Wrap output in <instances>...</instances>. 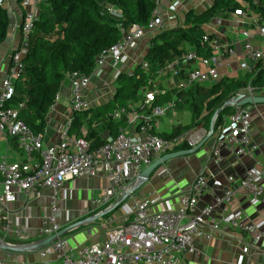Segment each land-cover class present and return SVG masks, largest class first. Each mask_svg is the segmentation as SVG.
Masks as SVG:
<instances>
[{
	"label": "built area",
	"instance_id": "2783aa9c",
	"mask_svg": "<svg viewBox=\"0 0 264 264\" xmlns=\"http://www.w3.org/2000/svg\"><path fill=\"white\" fill-rule=\"evenodd\" d=\"M17 1L24 9L23 18L16 25L20 30L21 39L19 46L11 54L10 64L0 88V136L14 140L26 159L11 161L7 157L0 158V184L3 187L0 193L2 215L0 222L4 230L13 229L17 236L25 234L19 217L14 222L9 219V204L16 200L15 188L25 193L34 190L40 196V188L48 187L52 190L51 201L45 208V225L40 229V235L44 239L57 234L62 229L59 220L61 216L59 191L63 185L66 181L83 175L95 177L104 169L110 183L103 194L93 198L92 202L96 206H101L118 196L117 204L122 203L126 211L125 221L109 227L105 241L84 245L79 249L73 248L65 235L57 236L50 244L39 249L43 258L55 254L62 264H183L179 253H195L196 238L210 239L213 236L212 232L205 230L209 221H212L213 231H219L222 225L243 230L252 237L253 244L264 249V217L252 219L242 208L226 211L220 219L214 216L215 207L229 205L237 191L246 194L252 207L257 209L264 206V165L248 169L239 179L233 174L228 175V186L215 175H211L210 178L206 172H202L188 189L182 191L180 204L176 209L159 206L150 212L151 207L163 200L159 195L137 202L133 207L123 203L125 200L123 196L131 188L129 182L135 180L143 169L151 165L156 156L177 151L178 146L183 143H186L189 149L193 148L208 134L209 129L204 126L168 138L156 132L159 120L169 111L176 113L177 103L182 101L180 96H175L163 103H156L160 94L172 89L189 91L197 85L217 82L221 78L220 68L232 67L235 59L240 60L243 66L256 75L258 71L254 65L264 66L263 17L254 15L249 5L233 11V14L240 17L242 23L246 25L240 31L244 38L242 49L245 58L238 57L237 42L221 39L215 35L216 30H212L207 23L203 36L204 51L193 47L187 48L153 71L151 63L145 59L150 39L165 30L167 19L177 17L176 4L179 1L168 5L167 11L163 12L160 9L163 0H154L156 7L147 24H131L123 31V36L117 42L104 47L97 55L95 67L90 74L79 71L67 74V78L70 79V105L74 111L91 108V100L85 95L84 89L88 87L92 76L101 71L106 63L111 62L118 68L121 65L119 69L116 68L117 79L132 65L136 55L142 57L138 66L140 65L145 72L152 75H169L168 90H155L154 81L148 78L146 84L138 91L140 102L129 99L126 105L117 106L108 114L116 121L125 119L128 125L136 128L134 133L121 129L117 135H108L103 144L94 147L85 136L70 132L73 119L69 118L60 129L58 143L45 146L43 133L35 132L20 115L25 103L20 101L13 104L17 96L16 82L24 69V57L28 53L30 37L35 22L39 19L43 0ZM6 3L7 0H0L1 5ZM110 11L113 12L111 9ZM251 26L256 27L257 32H253ZM145 38L149 39L147 49L139 51L141 41ZM255 38H260V45L254 42ZM206 51L209 54H206ZM256 88L259 91L264 89V86L254 87L251 84L247 86L251 93ZM241 93L248 95L245 91L237 92L235 95ZM59 99L60 94L57 93L55 101ZM233 107L234 111L228 116V122L218 129L217 119L215 120L213 135L216 134L217 144L222 148L240 156L254 157L257 145L252 139L251 107L250 105ZM211 156L216 161L222 158L220 150L216 148L211 152ZM211 185L220 187L222 192L214 195V203L199 207L205 193L211 190ZM113 206L114 204L109 205L100 213ZM2 249L0 243V251ZM249 250L250 244L245 243L243 251L247 253ZM0 264L6 263L0 258Z\"/></svg>",
	"mask_w": 264,
	"mask_h": 264
},
{
	"label": "crops",
	"instance_id": "0c3cea01",
	"mask_svg": "<svg viewBox=\"0 0 264 264\" xmlns=\"http://www.w3.org/2000/svg\"><path fill=\"white\" fill-rule=\"evenodd\" d=\"M9 1L11 2V6H8V9L10 13H12L11 26L9 29L8 37L0 46V88L2 85V80L6 76L10 64L11 54L14 50L17 49L20 44V30L16 25L17 23L21 22L24 14V9L17 0ZM176 1L178 0H163L162 4L160 5V9L165 12L167 11V6L175 3ZM195 1L186 2L185 6L182 7L181 11L177 14L176 18L167 19L165 29L167 27H169L168 29H170V27H175L174 25H176V21L180 22V16L182 12L186 13L190 8H194L196 11H199L196 8L202 7V3L200 2L203 1L201 0L199 3ZM205 1L207 2V0ZM186 8L188 9L186 10ZM107 9L109 11L111 9L116 13L120 12V9L116 6L110 5L107 7ZM252 13L258 16L260 15L255 11H253ZM219 17L228 22V24L215 25L212 21L209 22L212 30H216L215 35L228 42H237V55L241 59L245 58L242 49L244 38L240 34V31L244 27H246L245 23L243 24L241 21L242 19L235 16L233 12H229L225 15H220ZM250 28L253 32H257L256 27L254 28L253 26H251ZM254 42L257 45L261 44L260 38H255ZM148 44L149 39H143L141 41L139 51H141L142 49L146 50ZM192 47L193 46H188L187 48ZM246 60L249 64H252L250 60ZM254 66L258 71V66H260V64H255ZM120 67L121 65L119 66V68ZM116 68H118V66L114 65L111 62H108L102 67L101 71H98L100 73L97 72L92 76L88 87L84 89V93L87 97L90 98L92 106L97 107L96 105L99 106L113 98L115 91L106 93V96L109 97L106 99L104 95L96 96L95 90L100 88L103 82H107L108 84L110 83L112 74L115 72L117 73ZM220 73V80L223 78H247L248 85L251 84V79L255 76L253 75V72H250L246 66H243V64L240 63V60L238 59L234 60L232 67L230 68L227 66H222L220 68ZM213 83L214 82H208L205 83V85H210ZM247 86L240 89L238 92L245 91V93H248L249 95L264 96V89L258 91L256 88V90L251 93L247 90ZM58 93L60 94V99L58 101H55L46 116L47 125L43 132L45 146L58 143L60 129L65 125L66 121L69 118H72L74 122L75 118L78 117V120L82 122V125L79 128L74 129V131L71 132L70 128V132L72 134L86 137L89 132H96V135L100 136L103 139H105L108 135H112L113 129L115 127L113 124L116 120L111 119L109 115H84L85 119L82 120L81 116L74 115V113L72 114V107L70 105L69 77L66 78V80L63 82ZM138 99V102H140L139 96ZM249 105L252 110V139L253 142L257 145V150L254 157H250L248 155L240 156L233 151L222 148L219 144H217V138L215 134L196 153L184 155L189 156L186 157V159L188 158L187 160L194 159L196 162L195 165H177L179 163L176 161H174V163H170L169 165H167L168 161L163 163L162 165L157 167L150 174V176L124 200L123 203L133 207L137 202H140L147 198H155L159 195L163 200L156 206L151 207L150 212L158 209L159 206L171 207L176 209L179 207L180 194L182 193V191L188 189L197 175L202 172H206L210 178L212 177L211 175H215L216 177L222 179L224 184L228 186V175L233 174L236 178L239 179L246 174L248 169L263 166L264 103L258 105ZM176 113H172L173 115H165L170 117L173 116V118L177 119V121H174L172 119V121L170 120L168 126V128L171 127L170 130L160 131V125L165 117L164 116L159 120L158 126L156 127V132H158L160 135H162L163 133H170L178 124H187L183 123V116L177 115ZM107 120L113 121L112 123H109ZM225 122H228V117H226ZM110 126H114L113 129ZM121 129H124L130 133H134L136 131L135 127H133L132 125H128L126 122ZM214 148L220 150L222 158L219 161H216L215 158L211 156V152ZM163 155H160V157H162ZM2 157H7L11 161L26 159L25 154L20 151L14 140H12L11 138L0 136V158ZM160 157L156 156V159ZM155 171L157 172V174H154ZM109 183L110 180L106 171L104 169H101L99 171V174L95 177L83 175L76 179L66 181L62 189L59 191L61 200V216L59 219L62 225L61 230L77 223L81 224L79 226H75L66 234H64L69 238L73 248L79 249L84 245L105 241L107 238V229L111 226H116L125 221L126 211L124 207L122 212L115 219L109 221L108 223L101 219L103 216L95 221L88 220L90 219V217L97 215L98 213H100V211L104 210L109 205H116L115 207L113 206L114 208L110 212L123 206L122 203L117 204L116 201L119 198L118 196L113 197L110 203L101 206H96L93 204L92 199L102 195ZM133 183L134 179L129 182L130 187H133ZM2 190L3 187L2 184H0V193H2ZM40 192L41 195L38 196L37 192L34 190L25 193L24 191L15 188L16 200L9 204V219L14 222L15 219L19 217L25 228V234L22 236H17L13 229L5 231L0 222V236L4 237L5 240L9 243L13 245H26L42 239V236L40 235V229L45 225L44 213L45 208L50 204V195L52 193V190L48 187H42L40 188ZM221 192L222 191L220 187H213L211 185V190L205 193L204 197L199 203V207L210 202L214 203V195L220 194ZM241 208L252 219L264 217V206L258 207L257 209L252 207L248 202L246 194L242 191H237L233 197L232 202L226 207L216 206L214 216L216 219H220L221 215H223L226 211L228 212ZM1 217L2 215L0 212V219ZM211 223L212 221H209V223H207L205 227L206 231H210L213 233V236L210 239L204 237L196 238L195 245L197 250L195 253L178 254L183 264H255L257 262H264V249H262L261 246L257 247V245L253 244V239L250 235L239 228L228 225H222L219 231H213L211 228ZM245 243L250 244V250L247 253L243 251ZM0 258L6 264H58L61 262L60 260L58 261V257L55 254L48 255L43 258L40 254L39 249L13 251L3 248L0 251Z\"/></svg>",
	"mask_w": 264,
	"mask_h": 264
},
{
	"label": "trees",
	"instance_id": "16d2710c",
	"mask_svg": "<svg viewBox=\"0 0 264 264\" xmlns=\"http://www.w3.org/2000/svg\"><path fill=\"white\" fill-rule=\"evenodd\" d=\"M246 2L253 11L264 19V0H213L205 10L199 12L190 8L185 13L184 23L154 35L145 59L152 65V70L162 66L193 46L204 51L203 36L205 25L216 16L233 12L243 7ZM116 6L120 12H111L108 6ZM156 7L154 0H43L40 16L35 22L31 34L28 53L24 57V69L16 82L17 96L13 104L25 103L20 115L37 133L46 128V116L55 103V98L67 74L79 71L90 74L96 63V57L104 47L117 42L123 31L133 23L147 24ZM11 26V13L6 5L0 4V46L6 40ZM206 54L209 52L206 51ZM119 86L108 102L83 111L84 115H106V109H115L133 100L138 101V91L147 82V72L139 65L133 73L122 72L116 79ZM126 80H131L125 84ZM248 85L247 78L221 79L210 85H197L188 92L172 89L161 93L156 103H161L164 94L180 96L177 110L188 107L193 120L187 124H178L170 133H163L168 138L183 134L189 130L204 126L210 127L215 112L223 107L240 89ZM254 87L264 86V67L258 66L257 74L251 79ZM174 96V97H175ZM163 103V102H162ZM234 111V107L224 108L217 117L216 129L225 123ZM112 123L113 120H107ZM126 122L115 121L112 135H117ZM127 123V122H126ZM82 122L75 118L71 132L79 128ZM94 147L100 146L106 139L89 132L86 135ZM179 149H189L186 143Z\"/></svg>",
	"mask_w": 264,
	"mask_h": 264
},
{
	"label": "rangeland",
	"instance_id": "374dc122",
	"mask_svg": "<svg viewBox=\"0 0 264 264\" xmlns=\"http://www.w3.org/2000/svg\"><path fill=\"white\" fill-rule=\"evenodd\" d=\"M189 1H195V0H179L178 3L176 4L177 11L175 12V14L177 15L181 11L183 5L186 2H189ZM200 1L201 0H196L195 2H198L199 3ZM202 1L203 2H200V3H202V7L196 8L197 10H199V12L205 10L206 8H208L213 3V0H207V2L205 0H202ZM256 1L258 2L259 0H256ZM243 3H244L245 6H248V4L246 2H243ZM6 5L7 6H11V2L9 0H7ZM187 9L188 8H186V10ZM184 14H185V12H182L181 13L180 22L176 21V25H174V26H177L178 24H182L183 23ZM11 15H12V13H11ZM219 16H216L213 19V21H212L213 24H215V25H227L228 22L224 21V19H221ZM168 28L169 27H167L166 29H168ZM141 60H142V57L136 55L134 57V62L128 68L129 70L127 69L125 72H127L129 74L130 73H133L134 70H135V68L141 62ZM117 72H118V70H117ZM116 75H117L116 72L112 74L111 81L109 83L110 85L107 82H103L101 84L100 88H98L97 90H95V93H96L95 95L96 96H102V95H104L106 99L109 98V97L106 96V93L114 92L116 90V88L120 85L119 82L116 80V77H115ZM148 78L149 79H152L154 81L155 90H168V88H169V84H168L169 75H160V74L159 75L158 74L152 75V73L148 72L147 73V79ZM226 78H228V77H226ZM129 82H132V81L131 80H126L125 81V84H129ZM174 96L175 95H170L171 98H174ZM161 97H162L161 103L164 102V101L169 100L168 99L169 98V95H167V94H164ZM96 106H98V105H96ZM90 107H94V106H90ZM71 110H72V114H73L74 113V110L73 109H71ZM104 112H106L105 114L108 115L109 112H111V109H106ZM176 114L183 116V118H182L183 121H184L183 123H189L192 120V111L188 107L183 106L182 109L177 110V113ZM78 115L81 116L82 120L85 119V116H84L83 113L79 112ZM166 115H173V114H172V112L169 111ZM180 118H181V116H180ZM180 118H178V119H180ZM171 119L174 120V121H177V119L173 118V116L172 117H170V116H165L164 117V119L162 120L161 125H160L161 126L160 131L161 130H163V131L170 130L171 127L168 128V126H169V123H170V120ZM186 157H189V156H180V157H177V158H173L172 160H170V161L167 162V165H169L170 163H174V161H176V162L179 163L177 165H182V166L185 165V164H187V165H195L196 164V162H195L194 159L187 160L188 158L186 159ZM191 157H193V156H191ZM154 174H157V172L155 171ZM79 202H80V200H79ZM122 210H123V206H121L119 209H116V210L110 212L109 214L103 216L101 219H103L105 222L108 223L109 221L115 219L122 212ZM58 264H62V262H60Z\"/></svg>",
	"mask_w": 264,
	"mask_h": 264
},
{
	"label": "water",
	"instance_id": "95a60500",
	"mask_svg": "<svg viewBox=\"0 0 264 264\" xmlns=\"http://www.w3.org/2000/svg\"><path fill=\"white\" fill-rule=\"evenodd\" d=\"M264 103V96H258V95H247V94H238L233 96L232 98H230L223 107H221L220 109H218L215 114L212 117L211 120V124H210V128L208 131V134L206 135V137L195 147L190 148V149H181V150H177V151H173L170 153H167L165 155H163L162 157L156 159L153 161V163L149 166H147L145 169H143V171L139 174V176L134 180V185L133 187L130 188L129 192L125 193V195L123 196V199H126L133 191H135L143 181H145L150 174L160 165H162L163 163L179 157V156H184V155H190L193 153H196L214 134V130H215V120L217 119L218 115L220 114V112L226 108V107H230V106H234V105H249V104H261ZM116 206V205H115ZM114 206V207H115ZM114 207L109 208L101 213H98L97 215H94L92 217H90V219H88L89 221H95L99 218H101L102 216L108 214ZM87 223V222H84ZM82 223V224H84ZM81 225L80 223H77L75 225H71L69 227H66L65 229L61 230L60 232H58L57 234L51 235L49 237H46L44 239H41L39 241L30 243V244H26V245H13L7 241H5L2 237H0V243L2 244V247L4 249H10L13 251H22V250H35V249H40L43 246L50 244L57 236H61L66 234L70 229L74 228L75 226H79Z\"/></svg>",
	"mask_w": 264,
	"mask_h": 264
}]
</instances>
